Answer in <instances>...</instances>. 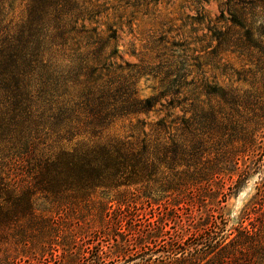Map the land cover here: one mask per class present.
Listing matches in <instances>:
<instances>
[{
  "label": "trees",
  "instance_id": "1",
  "mask_svg": "<svg viewBox=\"0 0 264 264\" xmlns=\"http://www.w3.org/2000/svg\"><path fill=\"white\" fill-rule=\"evenodd\" d=\"M17 1L0 0V264H264V182L239 227L213 209L193 231L177 227L179 213L237 197L259 173L264 93L169 67L165 89L140 98V73L119 76L116 31L100 29L90 0H22L21 18ZM243 38L220 33L214 54ZM153 111L165 115L131 121L127 136L82 140ZM98 193L118 208L107 219L105 202L93 226Z\"/></svg>",
  "mask_w": 264,
  "mask_h": 264
},
{
  "label": "rangeland",
  "instance_id": "2",
  "mask_svg": "<svg viewBox=\"0 0 264 264\" xmlns=\"http://www.w3.org/2000/svg\"><path fill=\"white\" fill-rule=\"evenodd\" d=\"M90 1L96 8V21L100 29L107 31L111 28L116 31V51L118 49L117 55L122 57L116 56V69L119 66L123 69L118 72L119 76L127 77L132 72L137 76L140 73L136 77L138 97L147 98L163 91L168 83L166 73L169 67L187 69L192 74L190 79H206L219 87L264 93V0ZM15 7V16L21 18L25 13V3L18 0ZM239 13L246 15L244 29L233 26L231 22L235 21L234 17H240ZM226 31L233 33L236 39L244 36V48L235 47L215 55L218 45L216 37ZM248 31L252 34V41L246 37ZM161 115L165 114L153 111L148 115L117 121L102 135H88L82 140L95 144L124 137L132 132L131 121L134 124L137 119L155 121ZM78 142L81 140L74 141L72 145ZM261 159L263 161L259 173L254 174L237 197L229 196L222 203L217 202L218 199L208 200V205L203 208L196 205L193 210L179 213V230L185 231L191 227L193 231L194 225L200 223L201 218L205 219L208 209L215 211V214L210 212L211 215H222L227 219L228 229L239 227L258 200L257 186L264 182V157ZM115 195L98 193L94 205L88 204L86 209L83 204L82 210L86 209L88 223H92L93 215L98 211H105V202L108 204L106 212H109L106 214L107 219L115 216L118 208L114 201ZM167 204L175 207L179 202L172 199ZM91 225L94 226V223ZM170 225L175 227L174 222ZM113 233L114 229L111 235ZM115 244L111 240V248H104L110 256V263L115 259Z\"/></svg>",
  "mask_w": 264,
  "mask_h": 264
}]
</instances>
